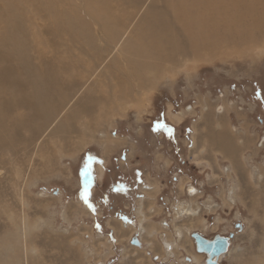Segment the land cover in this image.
<instances>
[{
    "label": "rangeland",
    "instance_id": "rangeland-1",
    "mask_svg": "<svg viewBox=\"0 0 264 264\" xmlns=\"http://www.w3.org/2000/svg\"><path fill=\"white\" fill-rule=\"evenodd\" d=\"M258 27L256 39L238 51L188 59L118 102L113 89L123 78L107 67L119 49L95 70L81 65L62 100L55 88L26 76L35 67L48 77L59 58L41 54L43 46L27 34L23 78L13 77L11 87L0 81L1 95L15 107L5 120L9 139L0 145V264H205L193 234L230 239L218 264H264V25ZM35 96L37 102L23 101ZM89 155L104 171L107 165L128 175L125 194L103 195L99 165L97 180L81 179ZM142 212L151 232L144 239ZM137 236L141 247L132 244Z\"/></svg>",
    "mask_w": 264,
    "mask_h": 264
},
{
    "label": "bare ground",
    "instance_id": "bare-ground-1",
    "mask_svg": "<svg viewBox=\"0 0 264 264\" xmlns=\"http://www.w3.org/2000/svg\"><path fill=\"white\" fill-rule=\"evenodd\" d=\"M81 1L82 5H78L76 0H0V23H4L0 34V81L4 83V86L11 87L13 77L18 75L22 77L24 70L21 67L24 66L25 61L20 59V55L25 53L24 44L27 34L30 35L28 40H33L40 43L37 44L38 46H43L40 49H43V52L39 51L41 54L44 55V51L46 53L52 51L59 55V58L48 77L45 75V68L35 67H29L26 76L29 78L31 75L32 80H39L40 84L55 88L61 93L60 99L62 100L72 87L73 77L71 75L75 74L82 67L81 65L86 69L94 67L93 70H95L99 64L105 63L108 55L119 49L117 57L107 67V72L111 76L120 73L123 78V81L120 80L121 83L114 85L113 89V98L118 102L133 89L141 90L147 81L154 84L153 77L178 69L188 59L200 62L206 58H216L229 50L238 51L240 44L246 46L256 39L254 38L256 34L252 33L254 28L264 25V18H262L264 11L257 14L264 7V0ZM140 13L142 14L138 19L137 16ZM136 18L140 22H138L139 25L133 33H130L129 39L122 43V39L130 31L129 28ZM98 42L109 45L104 50H100ZM72 47H80L78 55H74ZM100 53L102 55L105 53L106 56L99 57ZM84 74H81L82 78L85 77ZM13 82V86L14 84H17L16 87L22 85L18 80ZM1 86H3L2 83ZM138 90L134 92L135 95L138 94ZM23 101L32 104L38 100L35 96L25 97ZM105 101L106 99L102 100L103 103ZM10 103L11 100H7L0 93V145L6 144L5 139H9L5 120L10 115V111L15 108ZM219 110L222 112V108ZM172 118L180 121L182 117L178 115ZM8 143H13V141L9 140ZM98 171L99 178H103L105 171L102 165L98 166ZM180 185L183 190V183ZM142 188L145 191L152 190V187L146 184ZM190 192L194 193L192 198L197 197L198 191L195 187L190 186ZM143 218L148 219L142 212L141 239H144L146 234L151 236V232L144 227ZM129 227L138 231L132 225ZM202 238L206 239L203 236ZM206 240L212 241L213 239ZM137 242L140 245L138 247H141L140 239ZM195 244H197L196 241ZM229 245L230 242L228 248ZM165 246L171 252L172 246L168 244ZM33 249L35 252V247ZM227 252L214 259L219 262ZM197 253L200 254V252ZM203 254L208 257L206 253ZM197 256L200 259L203 258L196 254Z\"/></svg>",
    "mask_w": 264,
    "mask_h": 264
},
{
    "label": "flooded vegetation",
    "instance_id": "flooded-vegetation-1",
    "mask_svg": "<svg viewBox=\"0 0 264 264\" xmlns=\"http://www.w3.org/2000/svg\"><path fill=\"white\" fill-rule=\"evenodd\" d=\"M126 160H127L126 156L124 155L121 156V162L125 164L127 162ZM99 164H100V161L97 160L96 157H93L92 155L87 156L85 159V162H83L79 166V176L81 177V179L86 177L88 178L89 181H91V183H93V180H97L98 175H96V170ZM106 168H107V165L105 167L104 179L103 181H100L99 183V186H100L99 188L101 189V192H103V195L104 196L106 195L109 197V195L114 192L118 194L122 192L125 194L127 190V183L129 182L128 175L125 173H122V171L118 168H116V170L111 169V171ZM92 185L94 186L95 183ZM96 192H98L97 185L96 187H94V193ZM103 197H102V200H103ZM109 198H106V200H104V202L107 203V206L111 204V199ZM138 239H139L138 236L134 237L132 239L133 240L132 244L136 243Z\"/></svg>",
    "mask_w": 264,
    "mask_h": 264
},
{
    "label": "water",
    "instance_id": "water-1",
    "mask_svg": "<svg viewBox=\"0 0 264 264\" xmlns=\"http://www.w3.org/2000/svg\"><path fill=\"white\" fill-rule=\"evenodd\" d=\"M193 238L196 239V249L197 252L206 253L208 255L206 259L207 264H218V261L214 257H219L221 254H225L228 250L229 238H224L221 236H216L212 241L203 239L199 234H193ZM138 245V242L133 243ZM217 259V258H216Z\"/></svg>",
    "mask_w": 264,
    "mask_h": 264
},
{
    "label": "snow or ice",
    "instance_id": "snow-or-ice-1",
    "mask_svg": "<svg viewBox=\"0 0 264 264\" xmlns=\"http://www.w3.org/2000/svg\"><path fill=\"white\" fill-rule=\"evenodd\" d=\"M158 127H159V125H158ZM168 131H169V133H171V129H168ZM85 200H86V202H87V196H85Z\"/></svg>",
    "mask_w": 264,
    "mask_h": 264
},
{
    "label": "trees",
    "instance_id": "trees-1",
    "mask_svg": "<svg viewBox=\"0 0 264 264\" xmlns=\"http://www.w3.org/2000/svg\"><path fill=\"white\" fill-rule=\"evenodd\" d=\"M155 124H156V122H155Z\"/></svg>",
    "mask_w": 264,
    "mask_h": 264
}]
</instances>
